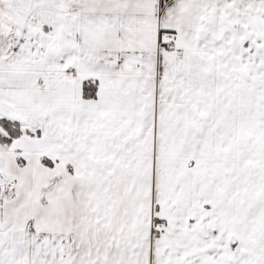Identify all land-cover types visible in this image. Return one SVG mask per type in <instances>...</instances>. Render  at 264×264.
<instances>
[{
  "label": "snow or ice",
  "instance_id": "1",
  "mask_svg": "<svg viewBox=\"0 0 264 264\" xmlns=\"http://www.w3.org/2000/svg\"><path fill=\"white\" fill-rule=\"evenodd\" d=\"M0 264H264V0H0Z\"/></svg>",
  "mask_w": 264,
  "mask_h": 264
}]
</instances>
